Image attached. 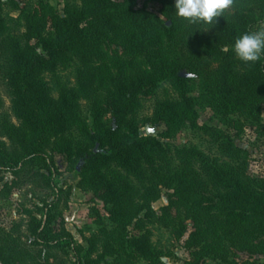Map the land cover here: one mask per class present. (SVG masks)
Returning <instances> with one entry per match:
<instances>
[{"label":"trees","instance_id":"trees-1","mask_svg":"<svg viewBox=\"0 0 264 264\" xmlns=\"http://www.w3.org/2000/svg\"><path fill=\"white\" fill-rule=\"evenodd\" d=\"M78 1H67L62 14L48 4L26 8L25 31L6 36L0 0V70L18 121L1 113L0 98V168L52 172L55 154L81 163L79 186L103 202L111 221L99 219L83 246L64 224L54 226L58 192L43 218L25 210L27 235L41 248L32 262L49 264L53 251L71 250V264H163L148 228L160 223L184 242L187 264H238L232 251L249 255L244 264H260L252 259L264 256V177L250 173L236 140L247 125H262L264 58L245 64L233 44L264 28V0H233L214 26L177 17L174 0ZM75 61L79 89L64 87L56 99L46 75ZM164 84L178 98L157 102L151 122L164 129L144 136L136 113ZM80 95L93 102L92 126ZM206 110L219 125L201 123ZM190 128L209 136L224 159L162 141ZM164 192L168 204L156 210ZM28 255L13 234L0 235L2 264H27Z\"/></svg>","mask_w":264,"mask_h":264},{"label":"rangeland","instance_id":"rangeland-1","mask_svg":"<svg viewBox=\"0 0 264 264\" xmlns=\"http://www.w3.org/2000/svg\"><path fill=\"white\" fill-rule=\"evenodd\" d=\"M67 1L79 3L78 0H3L6 36L20 35L25 31V20L22 12L26 8H40L42 4H48L62 14ZM138 1L143 4L145 0ZM112 50L117 51L119 48L112 47ZM78 66V61H75L67 67L59 68L55 73L46 75L53 97L58 99L64 87L79 89L77 84ZM111 67L114 74H117L118 66L111 64ZM105 96L106 90L103 88L100 91V98L104 100ZM0 98L3 101L1 113L7 115L14 123L18 124L12 111L11 97L1 70ZM177 98L176 91L169 84L162 85L156 95L142 98L141 106L136 113L141 134L144 136H159L164 129L163 125L155 126L151 122L156 104L158 101ZM79 103L83 116L92 126V100L80 95ZM201 123L219 125L209 110L202 111ZM75 134L77 135V131H75ZM162 141L174 147L182 145L194 147L212 158L224 159L218 145L209 136L197 129H187L181 132L174 140ZM236 144L248 152L250 173L264 177V111L262 125H247L241 137L237 138ZM52 161L54 164L52 172L43 170L40 167H28L17 174L0 168V235L13 234L20 248L32 254V256H27V264H34L32 262L33 255H37L41 248L35 247L33 239L27 235L26 225L28 217L25 214V210H31L37 214L38 218H43L45 211H42V209H44L46 204L56 199L58 192L61 195L59 208L51 211L52 215H56L54 226L59 227L64 224L83 246H87L86 239L99 231V219L105 225L111 224L103 202L92 191L82 189L79 186L81 163L73 167L68 158L60 154H55ZM52 161L49 160V162ZM175 164H177V161ZM41 173L44 175L42 176ZM51 180H53V186L49 185ZM167 204L168 193L164 192L160 201L154 204V208L159 210ZM188 223L190 231L192 224L190 221ZM148 228L152 233L153 244L157 250L163 252V264H187L190 258L188 250L185 248L183 241L176 240L171 228L160 223H149ZM232 252L233 256L229 258L231 262L236 261L238 264H244L246 260L250 259L246 253ZM72 260L73 252L71 250L53 251L50 254L49 264H71ZM252 260H260V264H264V256H255ZM0 264H2L1 261ZM138 264L150 263L140 260ZM206 264L225 263L222 259H208Z\"/></svg>","mask_w":264,"mask_h":264},{"label":"clouds","instance_id":"clouds-1","mask_svg":"<svg viewBox=\"0 0 264 264\" xmlns=\"http://www.w3.org/2000/svg\"><path fill=\"white\" fill-rule=\"evenodd\" d=\"M232 4L233 0H174V10L177 17L189 23L214 26ZM233 51L245 64L264 58V28L239 35L234 41Z\"/></svg>","mask_w":264,"mask_h":264}]
</instances>
